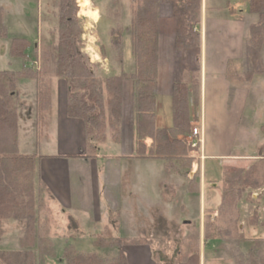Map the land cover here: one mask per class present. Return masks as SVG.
I'll return each mask as SVG.
<instances>
[{
  "label": "trees",
  "instance_id": "trees-1",
  "mask_svg": "<svg viewBox=\"0 0 264 264\" xmlns=\"http://www.w3.org/2000/svg\"><path fill=\"white\" fill-rule=\"evenodd\" d=\"M81 0H78L81 9ZM132 23L133 53L135 72L103 78L96 76L86 64L80 51L79 42L82 29L77 20L76 0H59V27L49 42L45 61L53 66L54 75L66 84L67 116L84 124L86 154L81 159L95 158L99 145L106 141L108 130L118 140L124 114L125 86L133 85V115L135 120L136 142L134 155L137 159H156L174 166L173 162L183 161L188 167L193 149L180 139L189 134L192 124V107L200 106V92L188 84H176L172 88V126H157L158 79L160 60V12L161 0H142ZM172 16L176 21L174 46L177 50L199 49L201 35L197 33L202 23L203 0H169ZM249 10L258 15L256 24L249 28V51L252 68L244 73H228L229 79L249 82L255 75L264 74L261 53L264 45V0H249ZM7 35L4 24V10L0 7V37ZM32 44L26 39H15L12 55L31 63L21 72H0V235L3 224L13 221L24 226L25 235L20 237L21 245L31 248L40 244L38 237V212L36 211L35 187L48 188L38 171V156L22 155L18 149L19 115L17 112V83L21 78L39 79L40 73L34 68L36 49L28 54ZM119 60L123 62V49L120 41H114ZM32 50V49H31ZM33 66V67H32ZM193 89V93H192ZM36 98V123L46 127L52 110L51 83L38 80ZM193 94V95H192ZM151 144L147 146L146 142ZM262 167L254 165L248 170L225 167L222 178L224 189L222 202L217 212L206 216L204 240L238 238L254 242L245 261L239 264H264V239H250L239 229L238 218L232 216L227 221L219 220L229 201H239L248 190H264V145L259 150ZM264 197V193L259 195ZM216 214V216H215ZM210 215H214L213 218ZM118 214H109V225L118 228ZM262 219V220H261ZM3 223V224H2ZM254 227L264 228V215L257 212L250 220ZM221 225L227 229L221 230ZM69 229L78 230L77 220L72 219ZM102 237L94 241L99 250H115L116 256L104 257L94 252L84 254L73 246L65 248V264H130L123 250L124 246L140 245L137 239H123L112 236L109 227ZM200 232L198 233V235ZM110 239L106 240L104 236ZM200 253V237L184 239L178 263ZM27 253L0 251L1 264H32ZM164 264V262H162Z\"/></svg>",
  "mask_w": 264,
  "mask_h": 264
},
{
  "label": "rangeland",
  "instance_id": "rangeland-1",
  "mask_svg": "<svg viewBox=\"0 0 264 264\" xmlns=\"http://www.w3.org/2000/svg\"><path fill=\"white\" fill-rule=\"evenodd\" d=\"M58 1L55 11L51 14L52 20L54 21L51 22L45 30L42 29V27L39 29L38 26L36 0H28V3L25 1L29 5V10L31 11L29 27L20 23L14 16V14L16 15V9L19 8L20 3L22 2L21 0H0V7H5L4 23L7 27V35L5 37H0V72H21L26 66L31 65V63L25 61L23 58L12 55V44L15 39L28 40L33 45L31 48L32 50L30 49L28 54L31 55L33 49H36L34 60L38 63V66H34V68L40 73L38 80L42 83L47 82L55 85L52 94L53 105L50 116V120L53 119L54 121L56 120L58 113L61 111V97L56 89H58L57 87H59V85L60 87H63L59 90L61 91V96L64 101L66 84L62 79H59L54 75L52 64L47 63L44 56L49 49V42L52 36L57 32L59 27ZM129 1L131 2V0ZM80 3L81 9L79 8L78 0H76L78 7L77 20L82 29L79 48L85 58L86 64L96 76L103 78L121 75L122 73H127L128 75L134 73L135 56L133 53L131 28L136 12L142 5L143 1L135 0L134 5H132L133 7H131L124 0H94V4L101 10V14L104 17L100 23H98L99 12L96 7H93L89 0H81ZM123 4H125L124 7ZM170 14V7L163 1L160 6V20H162L161 52L163 64L160 68L158 79L159 93L157 98L160 109L156 112L157 126L159 128H170L172 126V100L169 94L166 93V88L169 86L171 76L174 79L178 77L175 72L174 74H170V72L166 71V68H164V52L168 50V48L164 47V37L165 34L168 35L167 24ZM255 19H258V15H255ZM118 23L122 24L120 25ZM42 30L43 33L40 36ZM197 33H200V29H197ZM114 41L121 42L123 49V62L119 60L118 52L113 47ZM38 80L28 78L19 79L17 83L16 102L21 130V153L23 155L34 154L39 158H45L56 156L58 153L57 145L59 144V140L56 136L52 138L47 137L45 129H38L35 126V128L33 127L35 121L34 111L36 109L34 102L35 98H37L36 91ZM124 92L126 114L128 117L132 118V83L126 84ZM192 113L193 120L190 132L189 134L180 137L188 147H190L189 137L194 128L200 126L204 134V124L201 119L200 106L196 108L192 107ZM253 118L256 119L257 115L254 114ZM246 124L247 123L244 120L240 135L237 139L234 155H241L247 158L236 161L228 159L226 161L210 160L204 162L200 149L196 153L191 151L189 153V157L192 159L190 167H188L183 161L178 160L173 162L174 167L171 169V172L168 173L173 174L174 178H171V180L173 179L172 182L175 184L176 182L183 183L185 179L184 177L187 173L193 170V166L196 164L197 166L194 167L196 177H198L199 181L203 180L204 185L201 195L200 193L193 192V195L189 194V198H187L186 193H188V186L186 185L178 189L176 191L177 193L172 197V188H166L165 183L167 178L165 174H162L161 181H159L157 185L149 184V188L153 189L156 195L162 194L164 196V214L166 213L165 210L169 209L168 203L175 199L173 211L170 209L169 212L166 213V221L159 218L160 213L157 211V208L151 207L150 212H152V220L150 223L152 229L149 227L147 229L146 227L145 230H152V234L136 233L133 235L132 233H127L125 228L116 231L115 228L111 226L110 230L112 236L124 239L135 238L142 241L143 245L150 247L152 260H156L158 263H177L181 257L178 253L182 242H184L186 237L190 236L200 237L201 248L205 244V252L202 253L205 264H239V261H245L248 257V251L254 246L255 241H241L238 238L205 241L204 225L206 223V216L212 212H217L216 210L222 202V191L224 189L222 181L223 168L236 167L248 170L254 165L262 167L261 158L258 156L260 148L264 145V121H262L261 117L258 122L254 121V123H250L248 131L244 128V125ZM25 133H28V139L25 138ZM35 134H38L37 138L33 136ZM30 136L31 140H29ZM114 140L117 139H115L111 131L108 130L106 141L101 143L98 148L99 160L102 161L103 159L112 156L121 155V153H119L120 148L113 145ZM203 140H205V136ZM152 169L153 168L149 170L151 173ZM165 171L167 170L164 169V172ZM151 176L153 175L151 174ZM169 185L172 186L171 184ZM35 188L34 193L36 196V211L38 212V237L40 239V244L34 246V248L27 245H21L19 239L25 235L24 226H18L15 222L9 221L4 224L2 223L4 229L2 231L3 233L0 235V251H15L23 254L27 253L30 255L27 259L32 257V264H65L64 252L65 248L69 246H73L76 251L84 254L97 252L108 258L116 256L117 252L115 250L106 249L102 251L94 244V241L97 238L104 235L103 232L106 230L105 226L108 224L107 213L104 214L103 217H100V219L96 215L95 219L97 220V224H90L89 220H91V218L89 215L85 217L78 216L68 208L63 207L61 203H59V201L44 187L38 188L36 185ZM261 193H264V190L254 191L252 193L247 190L241 200L229 201L222 216H219L221 223L229 220L230 217L235 216L238 218L239 229L247 238L254 239L256 237L264 236H259V231L262 227L259 225L254 227L250 224V220L255 212L261 217L264 215V197L261 196L259 199ZM132 197L134 200L133 219L137 222H144V218L149 216V214L146 215L148 201H146L144 197L135 194ZM181 198L185 200L184 203L187 209H182V201L179 202L178 200ZM213 216L214 215H210L211 218H213ZM123 217L126 220L125 214ZM72 219L80 220L82 227H79V229L75 231L69 229ZM225 229H227V227L221 225V230L224 231ZM199 232L200 234L198 235ZM104 237L106 240L110 239L108 235Z\"/></svg>",
  "mask_w": 264,
  "mask_h": 264
},
{
  "label": "crops",
  "instance_id": "crops-1",
  "mask_svg": "<svg viewBox=\"0 0 264 264\" xmlns=\"http://www.w3.org/2000/svg\"><path fill=\"white\" fill-rule=\"evenodd\" d=\"M21 1L14 16L20 23L29 27L31 11L27 4L28 0ZM36 1L39 29L42 27L46 30L54 21L51 14L55 11L58 0ZM89 1L98 10V23H100L104 18L101 10L94 4V0ZM124 1L133 7L135 0H131V2L129 0ZM163 1L166 2L171 11L167 24L168 35L165 34L164 37V47L168 48L164 52V68L170 74L175 72L178 76L176 79L170 77L166 93L171 97L172 88L176 84H188L199 89L201 119L204 124L205 136L204 146L200 153L204 162L210 160L226 161L228 159L236 161L247 158L241 155L235 156L234 150L244 120L247 123L244 125L247 131L250 123L258 122L261 117L264 121V74L255 75L251 81L243 82L229 79L228 73H244L252 68L249 51V28L251 25L256 24L258 19L256 20V14L251 13L249 10V0H203L202 26L200 28L202 35L201 48L189 50L175 49L176 23L172 16V5L169 0H161V3ZM4 9L5 7H3ZM161 23L162 20H160L159 73L163 64ZM42 33L43 30L40 36ZM261 59L264 69V45ZM51 86L53 94L55 85L51 83ZM57 88V93L61 97V111L58 113L56 120H50L46 127L39 126L36 123L35 109L33 127L43 128L46 130L47 137L56 136L59 140L56 156L38 158V171L49 192L63 207L68 208L78 216L85 217L89 215L91 218L89 222L93 225L97 224L96 215L100 219L107 213L108 224L105 228L109 227V229V214H118V228L116 231L125 228L127 233L133 235L136 233L152 234V230H145L146 227L152 229L150 223L152 212H150V208H157L160 213L159 218L166 221V213L170 209L173 211L175 199L168 203L169 209H166L164 214V196L162 194L156 195L154 190L149 188V184L157 185L162 179L161 175L165 174L167 178L165 186L166 188H172V197L178 189L186 185L188 186L187 198H189V194L193 195V192L201 195L204 185L203 180L199 181L196 177L194 169L197 166L196 164H194L193 170L184 177L183 183L176 182L175 184L172 182L173 179L171 180V178H174L173 174L168 173L171 172L174 166L167 165L161 160L137 159L135 157V120L133 114L132 118L126 114L125 101L121 133L118 140L113 141V145L120 148L119 153L121 155L112 156L102 161L99 160L98 153L95 158H79L86 154L84 124L79 120L68 118L66 109L67 89L63 101L59 90L63 87L59 85ZM34 103L36 105V98ZM157 108L158 111L160 109L159 101ZM254 114L257 115L256 119L253 118ZM165 128L167 129V127ZM24 135L28 139V133ZM33 136L37 138L38 134ZM29 138L31 140V136ZM21 144L19 124L18 149L20 154H22ZM146 144L149 146L151 141L148 140ZM151 168H153L152 173L149 171ZM164 169L167 171L164 172ZM134 194L142 196L148 201L146 215L149 214V216L144 218V222H137L133 219L134 200L132 196ZM178 200L179 202L182 201V209H187L184 203L185 200L182 198ZM124 214L126 220L123 217ZM76 220L79 227H82L80 220ZM259 232V236L264 235V228H261ZM256 239H264V236L256 237ZM204 246L200 247L201 254L192 255L186 262L174 264H205L202 256V253L205 252ZM123 250L130 264H162L152 260L151 249L147 245L124 246Z\"/></svg>",
  "mask_w": 264,
  "mask_h": 264
},
{
  "label": "built area",
  "instance_id": "built-area-1",
  "mask_svg": "<svg viewBox=\"0 0 264 264\" xmlns=\"http://www.w3.org/2000/svg\"><path fill=\"white\" fill-rule=\"evenodd\" d=\"M34 66H38V63L35 61L33 63ZM204 134L203 130L199 127L193 129L190 137H189V146L193 149V153H196L199 149L201 150L204 144Z\"/></svg>",
  "mask_w": 264,
  "mask_h": 264
}]
</instances>
